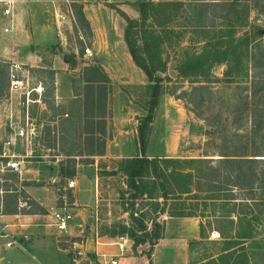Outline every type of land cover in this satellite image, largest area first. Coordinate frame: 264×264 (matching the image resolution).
<instances>
[{
    "label": "rangeland",
    "instance_id": "374dc122",
    "mask_svg": "<svg viewBox=\"0 0 264 264\" xmlns=\"http://www.w3.org/2000/svg\"><path fill=\"white\" fill-rule=\"evenodd\" d=\"M159 1H181L185 3L186 7L169 5L156 8L150 12L151 16L145 24L146 29H152L156 32L157 37H153V39L155 42L160 43L161 55L166 62L165 71L156 74L162 78V93L158 96L157 105L153 111H148L151 83L147 77L140 84H135L139 83L136 80L133 84L124 81L114 83L108 81L106 84L99 85L94 82L83 83V80H81L83 76H81L73 81L72 95H70V91L67 93L58 91L56 95L53 83L54 72L51 69V55L56 48L54 44L42 43L39 45L31 43L27 50L36 52L40 58L39 62L32 64V66L14 61L20 65L22 70L30 71L35 80L44 85L45 93L41 98L42 103L30 105L33 118L36 122L42 123L41 137L31 145L19 142L12 147L14 154H23L24 156L22 159L13 158L23 162L20 165L22 167V180L16 176L17 172L13 170L0 172V179L2 180L0 184L13 193L10 194L12 195L10 198L3 201L5 202L4 210H16L15 205L18 200H21L23 201L21 211H40L32 200L27 199L25 193L18 191L22 181H25V184L32 183L31 180L27 181V179L32 177V168L34 167L42 171L41 183L56 176L57 193L65 195L67 205L76 202V206L70 207L82 209L81 217L76 221H72L71 232L69 234L68 232L62 233L61 236H58V242L46 238L36 242L35 248L31 247L32 243H28L29 248L27 250L29 254L37 256L46 264H89L85 260L87 255L85 256L83 252L87 253V250H85L87 243L92 244L94 241L98 243L96 242L97 236L102 237L99 239L101 243H110L102 246L108 249L107 252H109V249H117L111 242L126 238L125 255L139 256L143 254L146 260L150 261L153 248L149 243L146 242L133 249V241L129 237V230L134 231L137 236H142L143 233L137 231L136 225L132 222V212L134 217L144 221L147 232L153 229L151 220L160 223L163 229L165 221L173 217H169L166 213L154 211L156 200L159 204L158 207H162L163 200L161 198L150 200L146 196L134 197L136 193L126 185L127 177L120 170L121 161L124 158H129L128 155L132 157L140 156L137 141L138 127L140 124H144L148 114L151 115V122L145 123L146 130H148L145 154L150 158L198 157L204 154V151H208L209 154H214L208 156L213 159L212 165L217 166L219 164L218 160L214 159H218L220 156L216 155L217 148L208 143V141H211V135L205 134V130L208 128L204 120L206 119L213 122L220 121L221 127L225 125L228 129L226 135L229 138H242V141L247 144L246 153L249 158L264 159V109L262 103L258 102L256 106L250 105L248 109L242 108L236 115L230 114L229 110H226L225 104L223 106L217 104L215 108L209 111L204 110L203 107L201 108L202 114L199 117L191 111L194 108L189 103L190 96L185 92L190 91L192 84L190 79L179 76L177 67L185 57V50L199 49L198 47H200L196 46V43H200L199 34L193 32L194 30L191 28V24L196 21V12L198 11L187 6L192 2L191 0ZM231 1L236 0H205L204 2L208 4L204 12L206 14L204 18L205 25L212 26L214 30H217L223 24L233 25V23H228L218 17L228 12L232 17L236 15L246 17L244 23L247 25L243 29L255 32L257 28H260L264 33V0H238L240 6L236 10L229 8L222 10L220 6H215L216 3ZM69 5L70 0H62L61 2L52 0L46 2L44 0H14L11 9L12 16L9 17L2 15L4 6L0 3V19L8 21V30L12 29L13 23H27L31 27L36 26L38 23L49 28L55 27L57 29L59 27L65 31L67 33V43H65L64 50L61 52L68 55V62L64 63L68 64L70 70V42L72 44L77 43L81 52H83L86 44L83 40L78 39L76 34L70 38V23L68 20L60 23L55 18V10L68 14L66 10L70 7ZM78 5L72 6L75 16L79 11ZM40 10H44L45 14L52 12L53 22L50 21L48 16L43 18L41 22H36L34 15ZM138 17L139 13L132 18ZM231 19L234 21L237 20V17ZM76 22L86 43H88L87 26L80 18L76 19ZM234 25L238 24L235 23ZM22 45L14 43L11 45L13 49L10 55L0 56V91L4 92L0 97V113L4 107L1 99L7 90L9 65L17 55H20L19 46L22 47ZM194 45L195 47H193ZM91 58L84 60L80 56L76 62L79 67H83V70L84 66L94 65ZM224 69V66H216L212 75L222 78ZM94 76L95 73L93 72L85 73V77L93 78ZM69 77L70 75L66 74V80L64 81L63 78L62 84L67 83L69 85ZM211 87L215 91L216 98L221 97L224 101L227 100L229 95L234 96L241 92L240 89L225 88L222 82L213 83ZM245 93L243 91L242 95H245ZM219 112L221 120L217 115ZM213 118L218 120L214 121ZM0 119H2V113ZM235 127H240V129L237 130ZM125 132L126 134H124ZM234 133H237V136ZM218 137L222 138L224 136L218 135ZM213 139L218 143V138L213 137ZM59 153L70 155L77 153L97 154L101 157L79 158V160L61 158L59 161L52 158V155ZM254 154L259 156H254ZM76 163L80 165L77 173H75V176H78V181L75 183V187L70 189L67 188V181L68 179H75V177L69 176L67 172L70 171L71 173ZM52 167L53 169H51ZM255 167L258 171L264 170V162H258ZM7 169L10 168L7 167ZM205 194V192H202V195ZM233 194L237 200L242 199L243 204H245L240 206L237 203L233 215L239 211L243 213L245 211L248 219L250 213L259 215L260 221L251 219L250 226L247 225V228L254 229L255 235H257L258 230L260 233L259 238L263 240L264 185L256 183L246 191L234 189ZM62 201L63 199L59 198L58 204L61 205ZM205 211L207 215H210L212 208L207 206ZM70 212L73 211L70 210ZM197 219L199 222V218ZM123 227H126L128 231H125ZM216 233V231L208 228L207 238L192 245L188 264L204 261L206 257L211 255L217 256L222 244H220L221 239ZM30 237L28 235V241H30ZM198 239L200 238L198 237L196 240ZM54 242L61 248L67 249L64 255L58 252ZM244 243L246 251L252 252L254 250V247L250 245V240H246ZM88 256L90 255L88 254ZM15 258L17 260L13 261L14 264H21L22 260L30 259L27 254L21 251L18 252ZM32 262L34 261L32 260ZM92 264H94L93 261ZM257 264H264V253L257 258Z\"/></svg>",
    "mask_w": 264,
    "mask_h": 264
},
{
    "label": "trees",
    "instance_id": "16d2710c",
    "mask_svg": "<svg viewBox=\"0 0 264 264\" xmlns=\"http://www.w3.org/2000/svg\"><path fill=\"white\" fill-rule=\"evenodd\" d=\"M191 1L187 6L198 11L196 21L191 24V28L193 32L199 34L200 43H196V46L200 47L185 50V57L177 67L179 76L190 79L192 84L190 91L185 92L190 96L189 103L194 108L191 111L199 117L202 114L201 108L204 107V110L209 111L217 104L221 106L225 104L226 110L236 115L242 108L248 109L250 105L256 106L258 102L263 104L264 109L263 30L257 28L255 32H251L243 29L247 25L244 23L246 17L244 15L232 17L228 12L218 17L233 25L223 24L214 30L212 26L205 25L204 22L207 2H204L205 0ZM239 3L236 0L216 3L215 6H220L222 10L225 8L236 10L240 6ZM169 5L186 7L181 1L142 0L136 3L138 18H130L118 10L126 22L123 36L132 61L151 83L149 112L154 110L158 96L162 93V78L156 74L165 71L166 62L161 55L160 43L153 39L157 37L156 32L146 29L145 24L151 16L150 12ZM78 8L76 19L80 18L88 26L79 5ZM236 17L237 20L232 21L231 18ZM235 23L238 25H234ZM216 66L225 67L222 78L212 75ZM89 72L95 73V76L85 77V73ZM83 76L84 81L89 83L102 85L108 81L103 70L97 66L85 67ZM217 82H222L227 89H240L241 92L234 96L229 95L226 101L221 97L216 98L211 84ZM243 91L246 92L245 95H242ZM3 94L4 92L0 91V97ZM217 115L221 120L220 112ZM204 120L208 126L205 134L211 135V141L208 143L217 148L216 155L220 156L214 159L218 160L219 166H213V159L208 157L214 154L204 151V154L198 157L158 159L148 158L142 154V156L124 158L121 161L120 170L127 177L126 185L136 193L134 197L146 196L150 200L155 198L163 200L162 207H158V201H155L154 211L166 213L173 218H199L200 239L189 242L190 251L193 244L207 238L208 228L218 233L222 245L217 256L211 255L204 261L193 264H257V258L264 253V239L259 238L258 230L255 235L254 229H248L247 225L251 219L259 220V215L250 213L249 219L246 218L245 211L244 213L239 211L233 215L237 203L240 206L245 205L242 199L237 200L233 193L234 189L246 191L256 183L264 185V170L258 171L255 167L258 162H264V159L249 158L246 153V142L239 137L229 138L226 135L228 129L225 125L221 127L220 121ZM213 120L218 119L213 118ZM148 122H151L150 114L146 117L144 124L138 127V141L142 153L145 150L148 132L145 123ZM235 128L240 129V127ZM220 134L224 137H218V135L221 136ZM234 134L237 136V133ZM213 137L219 139L218 143ZM254 156L259 155L254 154ZM202 192L206 194L202 195ZM207 206L212 208L210 215L205 213ZM133 214L132 212V222L136 225L137 231L143 233L142 236H137L134 231L129 230L133 249L146 242L153 246L162 235L160 223L151 220L153 229L147 232L144 221L138 220ZM123 229L127 230L126 227ZM246 240H250V245L254 247L252 252L246 251L244 247Z\"/></svg>",
    "mask_w": 264,
    "mask_h": 264
},
{
    "label": "crops",
    "instance_id": "0c3cea01",
    "mask_svg": "<svg viewBox=\"0 0 264 264\" xmlns=\"http://www.w3.org/2000/svg\"><path fill=\"white\" fill-rule=\"evenodd\" d=\"M44 1L46 2L47 0ZM52 1L61 2L62 0ZM138 1L142 0H70V7L68 10H66L68 14L62 12L65 15V20H68L70 23V38L72 35L76 34L78 39L83 40L84 44H86L85 47H88L92 52L91 59L94 61V65L92 66L101 68L108 81H112V83L116 81H124L133 84L137 80L139 83L135 84H140L141 82L143 83L146 78V75L143 73V71L132 61L123 36L126 22L118 13V10H120L130 18L136 17L138 14L136 3ZM75 3L79 4L81 7L83 17L88 25L86 27L88 30V43H86L76 22V16L72 8V6H74L72 4ZM58 12L59 11L55 10V13ZM51 14L52 12L45 14L44 10H40V12L35 13L34 18H36V22H41L43 18H47L48 16L50 21L53 22V17ZM4 28L8 29L9 23L5 19H0V56L10 55L13 49L11 47L12 44H23L22 47L19 46V50L21 51L20 55H17L13 61L18 62L19 64H29V66H32V64L38 63L40 58L36 52L27 50L31 43L39 45L42 43L54 44L56 48L51 55V69L54 72L53 83L55 93L57 95L58 91L64 93L70 91V95L73 94V81L84 75V69L82 70L83 67H79L76 60H78L80 56L84 60L85 58L83 56V52L79 51L77 43L72 44L70 42L71 60L70 70L68 69V64H66L68 60H65V56H67V54L65 52H61L64 50L65 43H67V33H65V31L59 27H57V29L55 27L49 28L43 25L41 26V24L38 23L36 26L32 27L27 23H13L12 29H9L7 32L4 31ZM87 67H89V65ZM66 74H68V76L70 75L69 85L67 83L62 84V79L64 78V81L66 80ZM81 80H83V83L89 84V82L84 81V76L81 78ZM107 82H105V84ZM56 98H58V96H56ZM124 134H126V132ZM126 149H128V147H126ZM145 151L146 146L144 152L142 153L139 145L140 156H142V154L146 156ZM96 155L97 154L77 153L70 155L67 153H59L52 155V158L56 161H59L61 158L79 160V158L101 157L100 155ZM128 156L132 157L130 155ZM22 163V160H20L18 165L19 172L15 171L17 172L16 176L21 180L22 167H20V165ZM79 166V163H76L74 170L71 171V176L75 177V183L78 181V176L76 177L75 173H77ZM51 169H53V167ZM32 171V177L27 179V181L31 180L32 183L25 184V181H22L18 191L20 190L21 192L25 193L27 199L32 200V202L38 206L40 211H21L20 208L22 207L23 202L21 200H18L16 203V210L5 211V202L3 201H6L7 198H10L12 196L10 194L13 193L11 190L3 188V186L0 184V189L3 190V192L0 194L2 201L0 203V226H5L6 229L16 237H22L23 235H27V237L28 235L29 237L31 236L30 241L25 243L26 249L29 248L28 243H32V246H30L34 247L36 242L45 240L46 238H50L51 241L52 239L56 240V242L59 241L58 236H61V234L58 233L51 225L53 221L52 212L54 210L61 208H65L68 211L72 210V221L79 219L82 213L81 208L70 207L76 206V202H72L71 205L68 203L67 205V201H65V195L57 193V184L55 179L56 176L51 177L48 181L45 180L43 183H41L42 171L37 167L32 168ZM67 174L70 176V171H68ZM59 198L63 199L61 205L58 204ZM72 221L70 222L68 228V234L72 229ZM198 237L199 222L196 217L170 218L165 221L161 237L152 246L153 251L150 261H147L145 255L143 254L139 256H132L125 255V253H123L122 256L117 257V264H188V258L190 256L188 244L191 240H196ZM100 238L102 237H96V242L98 243H95L94 241L92 244L87 243L85 245V250H87V253L83 252V254L85 256L87 255L85 260H87L89 264H92V261L94 264H99L97 259L101 254L113 255L118 253L117 249H109V252H107L108 249L102 246L103 244L110 243H101L99 241ZM56 248L58 249V252L63 255L64 252L67 251L66 248H61L57 243ZM19 251L21 250L16 247H5L4 240L0 239V264H14L13 261L17 260L15 257ZM23 253L27 254L30 259L22 260L23 262L21 264H46L37 256H34L31 253L29 254L28 250ZM88 254L90 256H88ZM32 260L34 262H32Z\"/></svg>",
    "mask_w": 264,
    "mask_h": 264
},
{
    "label": "built area",
    "instance_id": "2783aa9c",
    "mask_svg": "<svg viewBox=\"0 0 264 264\" xmlns=\"http://www.w3.org/2000/svg\"><path fill=\"white\" fill-rule=\"evenodd\" d=\"M14 0H0L4 6L2 15L4 17L12 16L11 9ZM55 18L62 23L65 15L61 12L55 13ZM7 32L8 29L4 28ZM85 59L92 57V52L88 47L83 49ZM7 90L3 102L2 119H0V172L17 171L20 161L13 158H23V155H16L12 152V147L21 142L25 145H31L41 137L42 123L36 122L33 118L30 105L42 103L41 98L45 93L44 85L36 81L35 77L28 70H22L18 63L14 61L9 65ZM0 113V116H1ZM9 167L10 169H7ZM0 179V183H1ZM67 188H74V179H68ZM3 192L0 189V194ZM73 215L65 208L57 209L52 212V227L60 234L67 233ZM0 239L4 240L5 247H16L26 252L27 235L16 237L6 229L0 226ZM127 239L111 242L117 247L118 253L113 255L101 254L97 259L99 264H117V257L122 256L127 245Z\"/></svg>",
    "mask_w": 264,
    "mask_h": 264
},
{
    "label": "water",
    "instance_id": "95a60500",
    "mask_svg": "<svg viewBox=\"0 0 264 264\" xmlns=\"http://www.w3.org/2000/svg\"><path fill=\"white\" fill-rule=\"evenodd\" d=\"M65 60H66V61L68 60V55H67V56H65Z\"/></svg>",
    "mask_w": 264,
    "mask_h": 264
}]
</instances>
